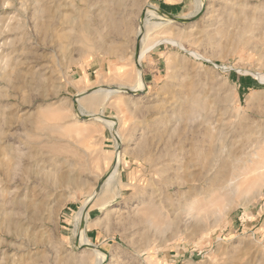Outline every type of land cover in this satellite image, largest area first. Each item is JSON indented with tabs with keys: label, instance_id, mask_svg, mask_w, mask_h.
<instances>
[{
	"label": "rangeland",
	"instance_id": "rangeland-1",
	"mask_svg": "<svg viewBox=\"0 0 264 264\" xmlns=\"http://www.w3.org/2000/svg\"><path fill=\"white\" fill-rule=\"evenodd\" d=\"M197 4L150 33L186 50L156 45L132 96L144 9ZM99 89L124 92L86 110L120 121L129 164L78 227L116 154L76 104ZM263 140L264 0H0V264H96L82 231L106 264H264V170L243 162Z\"/></svg>",
	"mask_w": 264,
	"mask_h": 264
},
{
	"label": "bare ground",
	"instance_id": "bare-ground-1",
	"mask_svg": "<svg viewBox=\"0 0 264 264\" xmlns=\"http://www.w3.org/2000/svg\"><path fill=\"white\" fill-rule=\"evenodd\" d=\"M202 8H203L202 5L197 4L196 5V11L187 15L184 19L187 21H192L193 19L196 18V16H198L202 12ZM143 14H144V17L141 20V28H140V30H141L140 35L143 36L142 43H141V50L142 51H141L140 59L136 63L137 66L140 68V70L138 72L139 74L137 76L136 83L131 87V89H129V92L132 94V96H135L137 94L139 95V93L145 92V90H146V86H145V83L143 81V77H142V73H141V64H142V61L144 60V58L147 56V53L149 51H151L152 49H154V47L156 45L167 43V44L176 46L179 49L183 48L184 50H186L185 47H183V44L179 40H177V38L176 39H174V38H162L160 40H157V42L155 44H153L151 46H147V41H148V37L150 36V33L155 32L157 29H159L163 25L169 26V25L174 24L176 22L171 21L173 19H169V22L164 23V24L158 23V22H152V19L159 17L158 12L156 11L155 8H153V6H150V7L148 6V8L144 9ZM105 23H106V26L109 28H114L115 24H116V22H114L111 18H107V17L105 18ZM78 28H80V30L85 31L86 33L91 32V27L88 23L79 24ZM192 54H194V53H192ZM124 89H126V88H124ZM120 93H124V92H119L117 90H112V89H99L97 91H94L93 93H91L87 97L86 96L81 97L78 100H76V104L83 110L82 111L83 114H86L83 117H85L88 121L92 120V121H94L100 125L107 127L108 129L113 131V133L115 134L116 139H117L116 140L117 141L116 154L114 155V165L110 171L109 176L106 178V180L104 181V183L101 187V190H103V191H107V190L111 189L112 185L122 184L119 166H120V163H122V162L124 163L125 166H128L129 163L125 161V159H124L125 152L122 150V145H123L122 136L123 135H121V133L118 129V126L120 125L119 124L120 121H116L113 119L111 120V118L105 117L102 114V112L101 113H96V111L95 112H87L86 109L95 110V107L100 105L101 99H102V106H107L109 104V102L113 99V97L116 95H119ZM83 99H86V100L83 101ZM207 132H209V131H207ZM261 143L264 144V140ZM257 145H258V143L252 144L251 147L253 148V147H256ZM248 156L252 157V158L248 159L247 158ZM244 159H245V161H243L244 164H247V166L245 165V167H248V165H249V167H251V169L254 172H260V171L264 170V149L259 150V148L257 147L250 154L249 153L244 154ZM223 165L226 166V162L223 163ZM239 168H242V167H239ZM72 181H73L72 177L65 175V174H61L57 177V182L60 185L68 184V183H71ZM96 193L97 192L94 190V192L89 196L88 200L85 202V204L83 205V207L79 211L78 218H77V226L78 227L81 224L83 227V224L88 219V207H89V204L93 203V201L95 200V194ZM119 195H120V193L117 194V196H119ZM99 206H100V210H102V208H105V207L107 208L108 206H110V201L104 202ZM77 237H78V242H79V246L81 247V249H83V248L85 250L94 249L93 253L96 257V264H106L107 263L106 256L103 255V253L97 251L96 246L85 235L84 231L77 232Z\"/></svg>",
	"mask_w": 264,
	"mask_h": 264
},
{
	"label": "water",
	"instance_id": "water-1",
	"mask_svg": "<svg viewBox=\"0 0 264 264\" xmlns=\"http://www.w3.org/2000/svg\"><path fill=\"white\" fill-rule=\"evenodd\" d=\"M158 12V11H157ZM158 14H161V15H163V16H166V17H168V19H170V18H172V19H174L176 22H184V23H189V22H191V21H186V20H184V18L183 19H177V18H175V17H171V16H168V15H165L164 13H162V12H158ZM144 17V14H143V16H142V18ZM138 57H139V52H138V54H137V59H138ZM137 59H136V61H137ZM110 174V173H109ZM108 174V175H109ZM108 175H107V177H108ZM106 177V178H107ZM106 178H105V180H106ZM104 180V181H105ZM104 181L102 182V183H100L99 184V187H98V192L97 193H99V191L101 190V187H102V185H103V183H104Z\"/></svg>",
	"mask_w": 264,
	"mask_h": 264
}]
</instances>
